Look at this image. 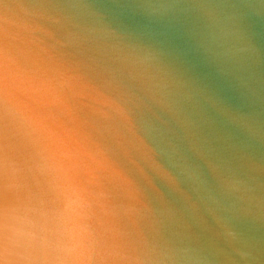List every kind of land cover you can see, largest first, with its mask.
I'll return each mask as SVG.
<instances>
[{"label":"water","instance_id":"95a60500","mask_svg":"<svg viewBox=\"0 0 264 264\" xmlns=\"http://www.w3.org/2000/svg\"><path fill=\"white\" fill-rule=\"evenodd\" d=\"M193 1L187 2L184 10L168 13L166 10L174 3L180 5L179 2L186 1L0 0V68L5 69L0 72V83L20 86L26 94L17 103L28 111L20 116L32 118L29 128L36 119L43 129L45 124L55 121L74 128V139L57 138L58 143L49 149V156L55 155L60 161L67 158L75 164L83 174L82 183L95 181L99 174L105 175L100 186L107 194L115 191L113 200L121 202L113 206L119 220L116 226L121 230L111 229L106 234L119 243L115 253L125 258L127 264H264V196L258 192L245 195L235 204L232 223L237 230L229 231L225 238L222 230L209 225L202 209L184 215L185 223L176 227L179 230L171 231L165 229V223L161 228L154 223L146 228L141 225L140 216L135 219L139 212L125 206L131 200L138 204L140 190L146 192L148 199L157 196L156 191H163L166 181L173 191L178 187L181 193L190 192L192 198L200 200L204 197L202 188L187 177L185 166L214 165L217 161L213 167L232 172L231 179L243 175L264 190V54L257 59L249 49L243 52L235 47L250 43L256 31L258 3L256 0ZM207 18L214 26L208 28L203 24ZM221 30L235 34L242 31L250 36L230 34L226 40ZM207 48H212L207 56L193 54L195 49ZM251 49L264 53V46ZM239 51H242L240 57ZM245 57V62L252 65L241 63ZM184 58L192 62L202 58L210 64L205 66L206 70L190 72ZM218 61L223 62L215 67ZM132 65L150 72L145 73L139 88L148 92L134 95L131 89H116L109 94L97 86L100 75H107L108 82L112 74L124 77L121 71ZM36 66L45 73L48 87L32 78ZM21 72H29L27 77L31 81H25L29 85L16 80L15 75ZM154 72L160 73L155 77ZM125 77L127 82L130 79L134 82L137 74L132 72ZM163 79L177 81L180 90L169 89ZM154 84L158 85L157 89ZM81 85L97 86V89L91 94L87 89L90 86ZM50 90L60 93L51 95ZM4 91L0 90L1 96H6ZM213 93L217 95L214 97ZM187 95L198 105L185 106L183 100L189 98ZM81 96L85 99L80 100ZM224 96L231 108L224 107L220 99ZM74 97L78 99L73 103ZM32 101L34 106L30 105ZM202 101H209L210 113L221 114L227 124L226 129L211 127L203 134L207 147L199 146V140L197 147L176 145L146 117L156 104L160 109L173 104L176 110L184 109L185 113L194 115ZM50 109L82 110L91 117L105 116L109 123L98 126L87 118L60 113L47 121L42 111L48 110L47 114ZM35 111L39 113L33 116ZM195 151L203 158H197ZM227 152L236 156L247 153L260 163L235 162ZM62 166L57 172L78 174L68 169L69 165ZM74 174L70 179L77 182ZM237 184L231 180L228 186ZM195 189L199 198L194 195ZM96 203L88 207L87 213L94 218V208L98 206L100 213L96 218L110 229L112 215L109 210L107 213L100 210V203ZM176 212L165 218L176 217ZM169 221L171 226L180 223V220ZM172 242L175 245L171 254L154 255L150 251L161 244L168 248Z\"/></svg>","mask_w":264,"mask_h":264},{"label":"bare ground","instance_id":"6f19581e","mask_svg":"<svg viewBox=\"0 0 264 264\" xmlns=\"http://www.w3.org/2000/svg\"><path fill=\"white\" fill-rule=\"evenodd\" d=\"M185 1V3L179 2L180 5H177L178 2L174 3L173 6L169 7L166 11L168 13H175L178 9V11H180L181 8L184 10L183 7L187 2L191 3L193 0ZM256 1L258 3L257 21L255 25L256 31L251 36L252 39L250 43H241L240 45L238 44L234 46L238 50L243 49V52L249 49V51L253 52V58L259 59L264 53H255L251 48L264 46V7L263 0ZM199 12L200 10L198 11V15ZM203 20V24L208 28L214 26L213 21H209L208 18ZM220 32L226 40H229L228 37L230 34L239 35L244 38H249L250 36L242 31H237L238 33L236 34L230 30H221ZM234 39L237 40L238 37H234ZM210 49L212 48L195 49L196 51L193 54L198 53L207 56ZM241 52L242 51H239L237 54L239 57L241 56ZM184 59V61L187 62L186 66L189 67L188 70H190V72L206 70L205 66L210 64V62H204L202 58L195 59V62H192L187 58ZM243 59L244 61L240 60L241 63L248 66L252 65L245 62L246 57ZM221 62L223 61L216 62L214 66L217 67ZM0 72H5V69L0 68ZM132 72L137 74V78L134 82L130 79V83V81L127 82V77H125V75L131 74ZM28 73H17L15 78L17 81H21L20 83L29 85L25 82L31 81L28 80ZM31 73L34 80L41 82L48 87L45 73L40 68L36 66ZM121 73L124 77L112 74L109 76L110 78H108V82L105 80V78L107 79V75H100V80H98L97 86L103 87L105 92L109 94L115 92L116 89H131L134 95H143L145 92H148L144 88L141 90H139V88L143 84L142 78L145 73L149 74L150 72L143 71L141 68L139 70L135 65H132L125 68ZM159 73L160 72H154V75L152 76L157 77ZM150 79L151 77H149V80ZM163 81L166 82V87L169 89L172 88L176 91L180 90L178 88L180 87V84L177 81H167L164 79ZM81 86H90L87 89H89L91 94L97 89V86L96 88L91 85ZM154 87L157 89L158 85L154 84ZM160 88L163 87L160 86ZM1 89L5 90V94L3 95L6 96L0 95V264H59L60 258L50 252L42 251L38 243L15 242L14 231L21 227L25 220H31L37 227L42 224L47 219L48 215L54 212L59 206L63 186L68 180L76 184L85 194L88 207H91L92 203L98 202L101 205L100 210L106 213L109 210V214L112 215V227L108 229V225L105 226L96 218L100 213L98 206L97 208H94V218L89 216V212L86 214L85 223L89 229V242L84 251L77 257L73 258L72 264H127L125 258L119 257L117 252L115 253L116 245H119V243L113 241V238L108 237V234H106L107 231L111 229L118 230L119 232L121 230V227L119 228L116 226V224L119 223V220L117 219L116 209L113 207L115 206V203L121 204V202L113 200V198H115V193L113 192L115 191L107 194V190L100 186V181L103 179L101 177L105 175L96 173V176H98V174L99 176L95 181L88 182V180L87 182L82 183L83 174H81V169L77 168L75 164H71L67 158L64 160L63 157L61 158L62 164L64 166L69 165L68 169L71 168L78 174H74L73 172L69 174L67 171L66 173L62 171L53 172L48 168L52 159L51 156H49V149L58 143L57 138L65 137L67 139H74V128L70 126L65 127L66 125H64L65 123H63V121H55L54 124H45V129H43L38 126L39 124L37 125V122H39L37 119L30 123L31 128H29L28 123L32 118L28 115V117H21L20 114L28 113V111L17 103H20L19 100L25 99L23 97L21 98L22 95L26 96V94L22 92V88L20 86H17L16 88L10 84L1 82L0 90ZM52 91L53 90H50L51 95L60 93V90ZM61 92L64 93V91ZM216 95L217 94H214L213 96L215 97ZM85 96H81L79 99L84 100ZM169 96L173 98L172 94H169ZM223 98L226 97H220L221 101H223L224 107L231 108V105ZM76 99L78 98L72 99L71 102L74 103ZM183 101L185 106H188L186 104L189 103H195L198 105V103L194 102V99L190 96ZM208 102L209 101H202L198 107L196 106L195 109L198 113L194 115L185 113L184 109H179V111L176 110L173 104H167L161 109L160 107H157L159 104H156L154 108L150 109V113L146 114V117L154 126L168 135V138L172 139L176 145L190 144L191 146L197 147L198 142L200 141L201 143L199 146L207 147L208 145L204 141L205 137L203 134L211 127L221 126V128L226 129L225 127L227 125L225 119H222L224 116L221 114L215 115L210 113L207 108L210 106ZM30 103L31 106H34L35 101ZM50 110L51 112L47 114L46 111L48 110L42 111L44 119L47 121L53 119L51 117L53 114L60 113L67 115L74 114L77 117L84 119L87 118L98 126H101L103 122L109 123L107 121L109 118H105V116L99 118L94 116L91 117L89 113H84L82 110H75L74 112H71L70 110L66 111L67 109ZM38 113L39 112L35 111L34 114H31L34 116ZM113 117H116V115H113ZM23 119L25 120V123L22 124ZM64 121L66 120L64 119ZM41 124L42 123L40 122V125ZM78 136L79 134H77L76 138H78ZM43 143L48 144L43 145ZM82 150L85 153L87 152V149L85 148ZM210 153L212 155L211 151ZM217 153L223 154L222 152ZM195 154H197V158H203L198 151H195ZM226 154L231 156V158H234L235 162L260 163L259 161L252 159L247 153H241L243 156H236L233 152H227ZM217 163H214V165ZM214 165L206 166L201 164L197 166L190 165L191 167H187L188 165L185 166L187 177L193 182L199 184L198 186L202 188L201 191L204 193V197L200 200L195 197L192 198L193 194L190 192H187L186 194L181 193V191L178 190V187H175L176 190L173 191V188L168 187L171 185L166 181L167 183L162 187L164 188L163 191H156L157 196L148 199L146 192L140 190L139 193H141V196H139L140 200H138V204L131 200L126 202L125 206L131 211L136 213L139 212L135 219L140 216L139 221H141V225H145L146 228L150 227L152 223L156 224V227L161 228L164 227L165 223L167 225H165V229L168 230V228H171V231L179 230L176 229V227L185 223L184 218H182L184 215L189 216L190 213L192 214V212L195 213L196 211L199 213L201 211L200 209H202L208 218L207 220H209V225L216 226L219 228L218 230H222L224 234L223 238H225L229 231L232 232L237 230V226H234L232 223V216L234 212H236L235 204L238 200L240 199L242 201V198L245 195L253 192H258L264 196V190L259 187V183L256 181H247L248 178L246 176L240 175L239 177L235 176L234 179H231L233 176L232 172L226 173L223 167L218 166H215L216 169H214ZM62 168L64 167L62 166ZM251 170L254 175L253 168ZM71 174L75 175L77 182L70 179L72 178ZM110 175L117 180H120L115 174L111 173ZM231 180H236L240 185H232V187L228 186L231 184ZM180 186L181 188L186 187L182 185ZM177 192L182 195H178ZM87 195L90 198H88ZM194 195L199 198L196 189ZM98 196L101 198L96 200ZM175 211H177L174 215L176 217L165 218L166 215L170 213L174 214ZM164 218L167 222L164 221ZM171 219L175 223L180 220V223L171 226L169 221ZM194 220H196V218H194ZM203 220L205 222L206 219ZM188 222H191V218ZM129 227L130 224L128 223V228ZM209 229L210 228H207V231ZM143 235L147 236V232H143ZM148 237H150V232ZM174 245L175 242H172L168 248H165L164 244H161L160 246H154L150 251L154 255L161 252L163 254H171Z\"/></svg>","mask_w":264,"mask_h":264},{"label":"clouds","instance_id":"9594fccd","mask_svg":"<svg viewBox=\"0 0 264 264\" xmlns=\"http://www.w3.org/2000/svg\"><path fill=\"white\" fill-rule=\"evenodd\" d=\"M62 167L60 159L53 155L48 168L56 172ZM88 202L82 190L70 180L63 186L59 206L38 227L25 220L14 231L18 243H38L42 251L60 258L59 264H72L89 242V229L85 223Z\"/></svg>","mask_w":264,"mask_h":264}]
</instances>
